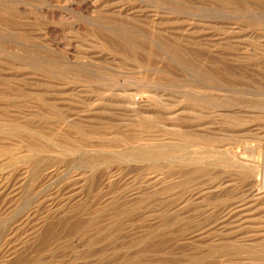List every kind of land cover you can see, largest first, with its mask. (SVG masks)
<instances>
[{
    "label": "rangeland",
    "instance_id": "374dc122",
    "mask_svg": "<svg viewBox=\"0 0 264 264\" xmlns=\"http://www.w3.org/2000/svg\"><path fill=\"white\" fill-rule=\"evenodd\" d=\"M0 264H264V0H0Z\"/></svg>",
    "mask_w": 264,
    "mask_h": 264
},
{
    "label": "bare ground",
    "instance_id": "6f19581e",
    "mask_svg": "<svg viewBox=\"0 0 264 264\" xmlns=\"http://www.w3.org/2000/svg\"><path fill=\"white\" fill-rule=\"evenodd\" d=\"M133 110H135L134 108H133ZM136 111V110H135ZM140 112V111H139ZM139 114V113H138Z\"/></svg>",
    "mask_w": 264,
    "mask_h": 264
}]
</instances>
